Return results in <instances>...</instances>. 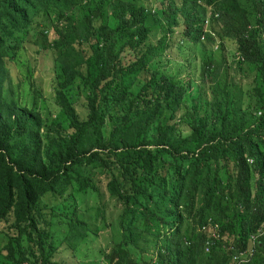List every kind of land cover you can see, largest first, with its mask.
I'll list each match as a JSON object with an SVG mask.
<instances>
[{
  "label": "trees",
  "instance_id": "16d2710c",
  "mask_svg": "<svg viewBox=\"0 0 264 264\" xmlns=\"http://www.w3.org/2000/svg\"><path fill=\"white\" fill-rule=\"evenodd\" d=\"M179 34L201 51L184 78L163 59ZM25 44L51 55L54 117L33 78L13 86ZM99 176L120 213L96 226L77 201L102 197L104 220ZM56 216L82 261L238 264L264 221V0H0L6 264H63L49 241ZM252 250L241 264H264V232Z\"/></svg>",
  "mask_w": 264,
  "mask_h": 264
},
{
  "label": "rangeland",
  "instance_id": "374dc122",
  "mask_svg": "<svg viewBox=\"0 0 264 264\" xmlns=\"http://www.w3.org/2000/svg\"><path fill=\"white\" fill-rule=\"evenodd\" d=\"M210 14L211 11L208 10L206 12V18H209ZM179 36L180 34L178 36L174 35L175 40H173V46H171V48L167 50V54L163 57V59L165 64H167V69L170 73L177 74L178 76L184 78V76L188 72H194L195 64H198L200 62V59L194 58V54H201V51L198 50L197 45H193L190 42L185 41V39L183 38L181 40L176 41ZM150 39L154 41L155 38L151 36ZM233 44L234 43L232 40H227L225 42V45L227 47L226 56L228 57V59H231L232 53L234 52ZM36 48L37 47H30L25 44V48L20 51L17 56V60L15 62L10 63L12 65L11 76L13 79V86L17 85V83H19V80L21 79H26L27 81H30L33 78L34 86L37 91H39L41 98H48V102L46 101L47 108L43 109L42 112L44 114L50 113L51 117H54L55 114H57L55 113L56 108L54 107V104L50 101V97L54 95V73L52 67L50 66L51 55L43 54L42 52L36 53ZM218 58H220V55L218 56ZM195 76H197L196 73ZM194 80L197 81V77H195ZM24 87H27V84H24ZM246 88H248V84L244 82L243 89ZM69 92L71 94V99L74 102V106L76 108L77 113L81 118H84L86 115V108L84 106L85 101L83 92L80 89L78 92L75 88L70 89ZM239 97L242 100H245L244 96L240 95ZM41 98L39 99V103L44 107L45 103L42 101ZM187 103L189 104L190 101ZM183 112V109H181L179 113ZM99 178V185L101 186L102 192H104L105 194L103 196L105 200L104 203H106V205L103 206L104 220H102L101 217L96 216V212H101V209H99L98 207L101 203L102 197L100 198L97 194L90 193L89 195L84 196L83 200L77 201L79 210L78 213L82 217V219L85 222H90V224H94L96 226H100L104 221L110 224L114 223V218H116L118 213H120L119 202L117 200H107V195L105 193L104 188L106 181L105 177L99 176ZM263 222L264 221H262V223ZM7 225L8 223L4 222V220L0 221V229H4V231H6ZM111 227L113 230L112 225ZM67 229V224L65 222H61L58 216L52 219L49 241L57 248V252L53 255L52 258L61 261L63 264H99L96 261L90 260V258H87L82 261L81 257L76 255L72 250L65 247L63 243V238L66 235ZM101 236L110 239L112 237L111 229H106L104 232L101 233ZM100 241L102 245H106L108 243L105 238L101 239L100 237ZM6 242L7 237L4 233H0V249L6 244ZM83 251L84 254H86L87 249L81 250V252ZM151 253L152 252H150V254ZM2 254L3 253H0V264H6L7 262L4 261Z\"/></svg>",
  "mask_w": 264,
  "mask_h": 264
},
{
  "label": "built area",
  "instance_id": "2783aa9c",
  "mask_svg": "<svg viewBox=\"0 0 264 264\" xmlns=\"http://www.w3.org/2000/svg\"><path fill=\"white\" fill-rule=\"evenodd\" d=\"M202 228L204 229L205 226H203ZM215 228H216V225H214V229L212 230V236H214ZM263 232H264V222L260 224V226L256 229L255 233H253L249 236V241L251 240L252 246H249L248 249H245L243 251L238 252L239 255H234V259H238V264L246 262L248 260V258L251 257L252 252H253V250H252L253 245L255 244L257 237L260 236V234ZM251 243H250V245H251ZM207 249L208 248L205 245V250H207ZM243 255H246L247 257H243ZM237 256H241V257L238 258Z\"/></svg>",
  "mask_w": 264,
  "mask_h": 264
},
{
  "label": "clouds",
  "instance_id": "9594fccd",
  "mask_svg": "<svg viewBox=\"0 0 264 264\" xmlns=\"http://www.w3.org/2000/svg\"><path fill=\"white\" fill-rule=\"evenodd\" d=\"M205 24H207V21H205Z\"/></svg>",
  "mask_w": 264,
  "mask_h": 264
}]
</instances>
